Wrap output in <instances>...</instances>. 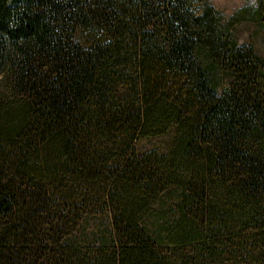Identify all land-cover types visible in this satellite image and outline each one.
Segmentation results:
<instances>
[{"label":"trees","instance_id":"1","mask_svg":"<svg viewBox=\"0 0 264 264\" xmlns=\"http://www.w3.org/2000/svg\"><path fill=\"white\" fill-rule=\"evenodd\" d=\"M244 18L264 0H0V264H264Z\"/></svg>","mask_w":264,"mask_h":264},{"label":"rangeland","instance_id":"2","mask_svg":"<svg viewBox=\"0 0 264 264\" xmlns=\"http://www.w3.org/2000/svg\"><path fill=\"white\" fill-rule=\"evenodd\" d=\"M219 10L221 21L235 11L239 6L254 3L256 0H210ZM233 35L238 41H250L254 44L256 50L264 55V25L259 23L258 19H241L235 21L231 26ZM171 138V131L161 134L140 137L136 140L138 148L157 147L165 149Z\"/></svg>","mask_w":264,"mask_h":264}]
</instances>
